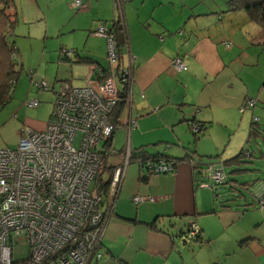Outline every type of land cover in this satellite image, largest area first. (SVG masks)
I'll return each mask as SVG.
<instances>
[{
  "label": "crops",
  "instance_id": "crops-1",
  "mask_svg": "<svg viewBox=\"0 0 264 264\" xmlns=\"http://www.w3.org/2000/svg\"><path fill=\"white\" fill-rule=\"evenodd\" d=\"M71 1L59 4L57 30L66 28L84 43L59 45L74 49L78 59L68 66L78 73L58 82L80 75L83 66L101 67L89 58L106 57L107 42L94 30L99 23L109 27L120 19L125 31L120 64L131 68L133 85L111 144L120 128L124 148L130 113V121L135 119L130 148L181 160L171 173L140 170L136 161L127 165L99 245L101 256L94 263L264 264V207L244 210L233 203L220 208L198 176L199 156L203 163L225 161L244 147L254 155V146L264 159V43H258L259 27L246 12L225 13L219 2L208 0H120L118 10L114 0H82L81 8ZM177 56L186 69L173 67ZM192 123L204 128L194 134ZM136 195L153 200L135 204ZM191 223L199 236L192 239L186 233L183 248L182 235L176 233Z\"/></svg>",
  "mask_w": 264,
  "mask_h": 264
},
{
  "label": "built area",
  "instance_id": "built-area-1",
  "mask_svg": "<svg viewBox=\"0 0 264 264\" xmlns=\"http://www.w3.org/2000/svg\"><path fill=\"white\" fill-rule=\"evenodd\" d=\"M119 3L114 0L116 10ZM71 6L81 8L82 0H73ZM117 21L109 27L99 23L94 30L107 42L110 68L86 65L80 75L62 81L55 91L46 128L23 129L14 148H0V264H90L101 256L99 245L132 159L129 130L135 124L129 113L125 146L120 162L112 168L106 200L91 192V184L100 164V147L114 132L111 115L120 102L130 103L133 85L131 68L120 64L121 51L112 28ZM61 52L70 63L78 59L72 49L63 48ZM172 65L177 70L187 68L180 56L173 59ZM34 83L40 89L50 87L46 81ZM27 105L40 106L37 100ZM252 105L253 101L246 107ZM190 129L196 134L200 124L192 123ZM136 162L140 170L152 173H171L177 168L174 160L162 158ZM198 167L203 177L200 186L224 184L227 176L222 161ZM253 194L263 207L261 183L253 187ZM152 200L139 195L132 198L135 204ZM197 232L192 225L188 236ZM16 238L29 244V256L21 262L12 259Z\"/></svg>",
  "mask_w": 264,
  "mask_h": 264
},
{
  "label": "rangeland",
  "instance_id": "rangeland-1",
  "mask_svg": "<svg viewBox=\"0 0 264 264\" xmlns=\"http://www.w3.org/2000/svg\"><path fill=\"white\" fill-rule=\"evenodd\" d=\"M208 1L219 2V5L224 8L222 10L225 11L227 0ZM13 2V10L17 11L16 19L18 21L14 29L11 30L9 39L10 43L15 46L16 62L20 72L17 81L13 84L8 103L0 109V148H14L23 129L41 131L46 128L56 95L55 91L59 89V84L62 83V81L58 82V79H66L72 73H78L70 70L69 61L60 55L59 45H76L77 43L83 45L84 43L83 40H77L78 37H75L72 33L66 32V28L57 30V17L62 9L59 5L61 0H13ZM70 11L72 14L75 12L71 8ZM63 47L72 49L70 46ZM83 50L80 49L79 55L83 56ZM89 59L92 63L99 64L101 67L110 66L106 57ZM42 81H46L50 85L49 89H40L34 83ZM52 84H54V91L51 90ZM32 100H37L40 106L37 108L28 106L27 103ZM119 130L120 128L115 132L114 139L117 141L116 143L115 140L113 141L112 148H108L103 144L100 147L104 157L101 164L103 166V180L110 179L112 168L121 160L124 138ZM250 143L252 145L254 143L253 136L250 138ZM251 149H253L254 155L245 157L246 161L251 162L240 163L238 166L234 165V167L260 169L261 172L252 170L240 174L230 173L231 166H226L229 177L240 181L264 178V159L260 157L254 146H251ZM262 149L264 151V146H262ZM104 153L107 156H104ZM130 164V166L136 165L132 162ZM227 187L225 185L219 188V193H222L220 198H224L222 191ZM13 245V261L21 262L27 259L29 256L28 242L25 239L16 238ZM94 262L95 259L93 258L91 264H95Z\"/></svg>",
  "mask_w": 264,
  "mask_h": 264
},
{
  "label": "trees",
  "instance_id": "trees-1",
  "mask_svg": "<svg viewBox=\"0 0 264 264\" xmlns=\"http://www.w3.org/2000/svg\"><path fill=\"white\" fill-rule=\"evenodd\" d=\"M72 1L70 2V5ZM13 3H14L13 0H0V109L4 107L6 103H8L10 99V93L13 88V84L17 81V78L20 72L17 67V62H16L15 46L12 43H10V39H9L11 30L14 29L15 24L18 21V19H16L17 11L13 10ZM234 11L246 12L250 22L256 24L259 27V33H260L261 39L258 43L262 45L264 43V0H227L226 9L224 12H234ZM113 21H117V20L113 19ZM118 25H119L118 21L114 22V26L112 28L116 35V39L120 45L121 44L120 42L125 39V36L121 32L122 28ZM63 48L64 47L60 48L61 56H63V53L61 52ZM73 52L75 53L74 50ZM63 57L66 60H68L65 56ZM262 85L264 87V82ZM123 105L124 103L120 102L117 105V107L114 109L113 114L111 115L110 120L114 124V130H115L116 125L118 124L117 120L121 113ZM51 112H50V115H51ZM203 128L204 126L200 124V131H202ZM253 129L255 130V128ZM250 133L252 134L253 132H250ZM112 136H113V133L103 142L104 146H107L108 148H112V144H111ZM130 149H131L130 152L132 156L131 161H136L137 159L146 160V158H150L152 160H157V159L162 158L165 160H174V166L176 167L178 163L181 161L175 158H166L162 156H150L146 153V150L144 147L137 148V149H132V148ZM100 153H101L100 164H99L98 171L91 184V192L97 193L101 195L102 197H104V199L106 198L107 200V192H108L107 190H108L110 179L103 180L102 178L103 177L102 176L103 166L101 164H102V159H104V157L102 156V152ZM104 156H107V154L104 153ZM251 156H252L251 151H249L247 148L244 147L236 156L230 159H227L225 161H222V162L225 167L231 166L230 173L236 172L237 174H240L243 172H251L252 170L260 172L259 169H242V168L234 167V165L238 166L240 163L250 162V161H246L245 157H251ZM202 158L203 156H199L198 165L208 163V162L203 163ZM189 159L194 160L193 156L191 155ZM198 176L199 178L201 177L200 179H202L200 181H203V177L200 174ZM226 176L227 178L224 184L213 186V187L212 186L208 187L212 189L214 193V197H216L215 199L218 200L219 202L220 208H230L233 205V203H235V206H239L243 208L244 210L248 209L249 207H255V208L264 207L260 205L259 199L256 198V196L253 194V187L255 185L261 183L264 186V178L260 177V178H257L251 181H239V180L229 177L227 171H226ZM225 185H227L228 187L224 191H222L223 192L222 196L224 197L222 199L220 198V195L222 193H219V188ZM113 210H114V205H113ZM112 215H113V212L110 218L112 217ZM192 225L195 226V224L191 223L187 227V230H188L186 232L187 236H188L189 230H191L192 228ZM199 232L200 230L198 229V232L196 233V235L191 238L196 239L199 236Z\"/></svg>",
  "mask_w": 264,
  "mask_h": 264
},
{
  "label": "water",
  "instance_id": "water-1",
  "mask_svg": "<svg viewBox=\"0 0 264 264\" xmlns=\"http://www.w3.org/2000/svg\"><path fill=\"white\" fill-rule=\"evenodd\" d=\"M247 149L249 150V148H247ZM169 225H170V227H176L177 226V223H169ZM179 230H180V232H178L176 234L177 235H182V247L184 248V247H186L188 245V243H186V241H187L186 240V235H187L186 232L188 230L183 231L182 228L181 229L179 228ZM186 250H189V248H186Z\"/></svg>",
  "mask_w": 264,
  "mask_h": 264
}]
</instances>
